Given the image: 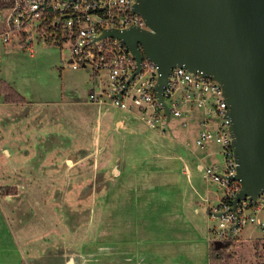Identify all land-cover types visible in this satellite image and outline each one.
I'll return each instance as SVG.
<instances>
[{
  "label": "rangeland",
  "instance_id": "374dc122",
  "mask_svg": "<svg viewBox=\"0 0 264 264\" xmlns=\"http://www.w3.org/2000/svg\"><path fill=\"white\" fill-rule=\"evenodd\" d=\"M34 48V54L26 46L22 49L18 45L9 47L8 54L6 49L1 50L2 78L30 99V105L0 104V264H19L32 248L31 243L27 246L30 241L35 248L31 254L36 257L43 256L49 242L55 254L48 253L49 257L61 256L63 246L54 241H59L62 234L66 235L67 249L75 251L70 264L79 263L81 257L77 254L85 253L87 264H96L95 255L100 264H114L113 249L118 245L119 254L126 251L129 231L138 228L141 203L149 224L158 223L157 217L161 219L162 224L153 229H158L160 234L167 230L173 235L167 226L174 218L156 207L163 199L164 204L158 206L163 211H171L167 205L175 190L170 189L171 181L184 183L190 174H184V170L191 167L195 174L190 178H195L198 185L219 191L217 184L198 170L201 156L207 154V150L195 144L200 130L198 119L184 126L180 118H174L165 131H161L151 129L144 121L128 119L122 109L109 102L102 105L106 110L103 118L96 107L83 106L80 114L87 108L92 118L83 123L81 114L82 124L77 130L65 113V136L60 138L61 146L65 143L64 148L55 146L58 139L54 136L48 141L46 153L39 155V148L27 143L34 142L35 135L45 131L39 127L41 113L53 108L63 111L70 102L89 98L91 84L88 83L89 68L75 69L67 61L68 49L46 41H36ZM3 99L0 98V102ZM117 117L133 122L115 125L112 119ZM3 146L11 149V156L4 153ZM81 146L83 149L79 148ZM218 148L215 145L209 149ZM204 158L206 161V156ZM218 159L223 161L222 156ZM184 193L183 190L182 195ZM144 197L151 199L145 203ZM192 199L201 205L199 198ZM218 200L212 201L217 203ZM216 223L218 218H212L210 227ZM201 226L207 228L208 224L204 221ZM250 233L261 238L253 241ZM170 235L163 239H169ZM140 238L132 245L138 246ZM152 244H156L154 239ZM12 245L18 249L11 248ZM219 246L223 247L217 249ZM217 248L221 260H225L221 264H261L264 231L247 224L237 241L219 242ZM114 255L117 260V251ZM120 258L121 261L126 258L124 252Z\"/></svg>",
  "mask_w": 264,
  "mask_h": 264
},
{
  "label": "built area",
  "instance_id": "2783aa9c",
  "mask_svg": "<svg viewBox=\"0 0 264 264\" xmlns=\"http://www.w3.org/2000/svg\"><path fill=\"white\" fill-rule=\"evenodd\" d=\"M137 1L0 0V62L1 50L10 46H26L32 51L36 41L57 44L69 50L67 61L72 67L91 70L96 84L90 94L93 102L109 100L115 107L135 112L151 129L161 131L174 118H180L184 126L198 119L196 147L208 151L210 146L218 145L213 153L223 157L222 162H206L203 157L199 164L205 178L224 192L219 203L210 205L211 218H218V223L210 228V240L237 241L247 224L264 231V190L255 202L246 197L235 210L231 209L241 188L240 182L233 179L237 163L229 130L228 102L221 84L188 68L175 67L164 91L170 109L168 119L156 95L158 66L144 58L141 71L130 79L138 67L134 54L118 36H102L109 29L132 25L148 29L142 15L134 11ZM3 84L0 71V98L6 96ZM222 212L226 214L218 215Z\"/></svg>",
  "mask_w": 264,
  "mask_h": 264
},
{
  "label": "water",
  "instance_id": "95a60500",
  "mask_svg": "<svg viewBox=\"0 0 264 264\" xmlns=\"http://www.w3.org/2000/svg\"><path fill=\"white\" fill-rule=\"evenodd\" d=\"M133 8L148 29L132 25L102 36H118L134 54L130 79L144 58L158 66L156 95L168 119L164 91L175 67L221 84L241 188L231 209L246 197L255 202L264 190V0H138Z\"/></svg>",
  "mask_w": 264,
  "mask_h": 264
},
{
  "label": "crops",
  "instance_id": "0c3cea01",
  "mask_svg": "<svg viewBox=\"0 0 264 264\" xmlns=\"http://www.w3.org/2000/svg\"><path fill=\"white\" fill-rule=\"evenodd\" d=\"M8 48L9 47H7V49ZM7 49L5 51H7ZM8 52L10 51H7L6 54H8ZM31 52L32 54L36 52L34 46ZM89 76L90 77L88 78V83L90 82L89 84H91L89 94H88L89 98L83 101H80V102L72 101L70 102L71 104H69L66 107V109L63 111L58 110L57 108L55 109L53 108L52 110H47L41 113L40 120H39L40 122L39 127L43 128L45 131L43 133H37L34 137V140H35L34 142L29 141L27 143L28 145H31V146L36 145V148H39L38 149L39 155H41L42 153L43 154L46 153V147L48 146V143H49L48 141L50 138L54 139V136H56V139H58L57 140L58 142L55 144V146H57L58 148L61 146L60 138L65 136V132H64L65 122L63 121L65 113L68 117H70L73 123V128L77 130H80L81 128V124H82V121L80 118L81 114H83L84 116L83 123L86 121V119L92 118L91 112L86 111V109L90 106L96 107V109L100 111V117L103 118V115H104L103 113L106 110L102 105L107 104V102L109 101L106 100L104 102L96 103L90 99V94L91 92L94 91L96 84H95V81L93 80L91 70L89 72ZM3 83L9 86H12L9 83V81L7 82V80L5 79H3ZM12 87L23 97V100H22L23 102L8 101L5 96V97H2L4 99L0 102V104L1 103L8 104V105L17 104L21 106L25 105V107L30 105L29 104L30 99L24 96L19 91V89H17L15 86H12ZM109 103L111 106H113L111 102ZM83 106L87 108L85 109L84 112L80 114V111L83 108ZM4 109H5L4 112H6L7 109L6 108ZM122 110L126 113L125 117H128V119H135V121L138 123L140 121H143L137 116L135 112L133 113L131 111H127L124 109ZM125 117L124 118L117 117V118H113L112 120L115 122V125L123 124L124 121L133 122V120H128ZM55 121H56V125L54 124ZM6 124L7 122H5V125H4L5 127H6ZM64 146H65V143L64 144L62 143L61 147L64 148ZM26 148H27V145H26ZM79 148L83 149L82 146ZM3 151L7 156H11L12 151L8 146H3ZM205 156H206V161L207 160H210V161L219 160L217 154L213 153V151H211L210 149L207 151V154ZM205 156H201V157L203 158ZM199 164H198V170H202ZM177 169L180 170L179 168ZM183 172L184 174L190 173L188 175V179L184 183L178 184L176 179L171 181L172 187H170V189L172 190L173 187L175 188V190L172 191L173 193L172 198L169 199V201H167V205L170 206L171 211L170 209L163 211V209L160 206H158L160 204H164L165 200L163 199H162V202H159L160 204H158L156 207L159 212L169 213L170 218L172 219L174 218V221L171 223V225L167 226L169 228L168 229L169 233H172L173 235L171 236L170 234H168V232H166L167 230H165V232L161 234L158 229L154 230L153 229L154 227L156 228L158 227V225L162 224L160 222L161 219L156 216L158 223L149 224L147 216L145 217L143 205L141 203L139 207H141L142 210L140 208L138 209V211H141L138 213L139 214V224L137 226L138 228L137 230H132L131 233L130 231L128 233L127 245L130 248L128 250V247H127L126 251L120 252V254L124 252L126 255V258H124L123 261L120 260L121 258H120L119 251L121 250L118 247L117 245L118 241L116 240L117 248L113 249L112 263L114 264H218L220 263L221 264L222 262L225 261L224 259L221 260L222 256L220 257L219 252L215 250L217 246L219 245V242L217 241L212 242L209 238V234H211L210 225H211V220H212L210 216V205L219 203L223 194L220 195L219 191L221 192V190L219 188H217L219 189L218 191V190H214L210 188L209 186L203 187L201 185H198V182L195 180V178H190V176L192 177V174H195L194 171H191V167L187 168ZM13 186H18L22 188V186H19V184L17 185L13 184ZM182 188L185 191L183 195H182L183 193ZM187 194L189 196H187ZM191 197L199 198L202 201L201 203L202 207L201 205L195 204L194 200ZM144 198H145V203L151 199V198H146V197ZM214 199L215 200L219 199V200L216 203L212 201ZM137 208L138 207H136V209ZM155 212H157V210ZM204 221L208 224L207 228L210 227L209 229H207L206 227L203 228L201 226V223ZM152 232L154 233V235H150V233ZM165 235L166 236L170 235V238L166 240L163 239ZM65 236L66 235H63V234L59 235L58 237L59 241L57 240L54 241V243H59V245L63 246L61 247L62 248V252L60 253L61 256H58L60 258L58 257L54 258L53 256L49 257L48 253L54 254L52 250L53 247H51V242H49V245L46 247L47 250H45V251H48V250L50 251L48 252L43 251V256L41 255V256L36 257L35 255L31 254V252H34L35 248L32 246L34 242L30 241V242H27V246H28V243H31L32 248L28 256L26 257L25 255L24 258H22L19 261V264H55L57 262L59 263L61 262V264H70L69 259L72 257V252H75V251H73L72 249L70 250L67 249L68 247L66 246L67 242H65V238H64ZM139 237L141 238L138 240V246H133L132 245L133 241L135 242V240L138 239ZM249 238L253 239L254 241L261 237H257L253 233H250ZM153 239H154V243H156L154 246L152 244ZM222 247L223 246H219L217 249H220ZM11 248L18 249L15 247V245H12ZM115 251H117V260L114 259ZM77 252H80V251H77ZM45 254L48 256H44ZM102 254H103V250L100 256H102ZM77 255L81 257V260L79 263H75V264H87V260H88L87 253H85L84 255L82 254H77ZM48 259H55V261L54 262H52L51 260L47 261ZM229 259L234 260L235 257H229ZM94 263L100 264L98 263V255H95ZM239 264H248V263L246 262V263H239Z\"/></svg>",
  "mask_w": 264,
  "mask_h": 264
},
{
  "label": "trees",
  "instance_id": "16d2710c",
  "mask_svg": "<svg viewBox=\"0 0 264 264\" xmlns=\"http://www.w3.org/2000/svg\"><path fill=\"white\" fill-rule=\"evenodd\" d=\"M2 87H3V90L7 94L6 99L8 101H22L23 100V97L17 91H15L12 86L3 84Z\"/></svg>",
  "mask_w": 264,
  "mask_h": 264
}]
</instances>
